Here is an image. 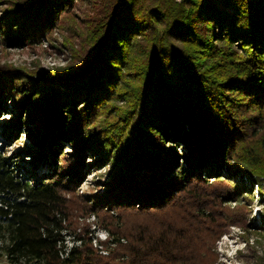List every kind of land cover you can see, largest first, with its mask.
I'll use <instances>...</instances> for the list:
<instances>
[{"label":"trees","instance_id":"16d2710c","mask_svg":"<svg viewBox=\"0 0 264 264\" xmlns=\"http://www.w3.org/2000/svg\"><path fill=\"white\" fill-rule=\"evenodd\" d=\"M0 2L5 48L75 24V0ZM106 4L82 34L85 57L69 43L65 65L0 63L5 139L25 125L37 155L53 147L47 169L23 177L0 152V258L216 264L255 186L264 199V0ZM89 154L110 162L102 191H82Z\"/></svg>","mask_w":264,"mask_h":264},{"label":"rangeland","instance_id":"374dc122","mask_svg":"<svg viewBox=\"0 0 264 264\" xmlns=\"http://www.w3.org/2000/svg\"><path fill=\"white\" fill-rule=\"evenodd\" d=\"M4 7L5 4L0 2V15ZM67 13L75 19V24L71 25L61 17L60 25L55 26L40 42L25 40V45L22 47L5 48L0 37V63H14L38 70L65 65L75 60L69 43H73L80 56L85 57L88 54V48L83 42L82 34L100 21L107 19L106 0H75ZM12 120L11 113L2 114L0 117V152L12 167H15V171L20 172L21 176L24 175L26 167H33L37 173L44 172L49 166L47 160L53 154V147L46 143L42 147L43 152L37 155L34 151L37 146H34L21 132L25 129V125H22L19 132L9 141L6 140L3 126ZM60 155L61 152H58V156ZM96 158V155L89 154L85 160L82 171L84 177L82 191L85 193L102 191V183L110 178V162L97 166L92 164V160ZM180 162L183 164L182 161ZM25 177L30 178L28 175ZM256 189L257 186L253 192L256 199L251 214L240 224L230 226L219 240V259L216 264H264V220L260 215L264 208V199ZM96 235L103 239L106 237V232L96 230ZM0 264L10 263L0 258Z\"/></svg>","mask_w":264,"mask_h":264}]
</instances>
